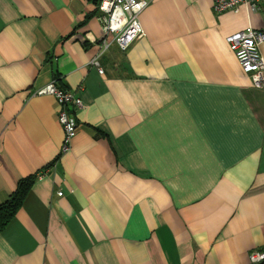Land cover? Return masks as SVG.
Instances as JSON below:
<instances>
[{
	"label": "crops",
	"instance_id": "obj_1",
	"mask_svg": "<svg viewBox=\"0 0 264 264\" xmlns=\"http://www.w3.org/2000/svg\"><path fill=\"white\" fill-rule=\"evenodd\" d=\"M146 1L144 38L126 52L110 38L100 58L98 0H0V206L48 171L0 231V264H251L264 250V91L226 42L264 31V5ZM51 82L82 103L66 153L56 99L35 94Z\"/></svg>",
	"mask_w": 264,
	"mask_h": 264
},
{
	"label": "built area",
	"instance_id": "obj_2",
	"mask_svg": "<svg viewBox=\"0 0 264 264\" xmlns=\"http://www.w3.org/2000/svg\"><path fill=\"white\" fill-rule=\"evenodd\" d=\"M148 4L149 2L146 0H101L98 11L106 36L102 41L100 58L109 49L110 38L124 52L128 51L135 42L144 38L145 33L139 17ZM263 5L264 0H213V10L216 14L239 13L242 6L250 8L253 12H258ZM226 42L236 55L243 71L251 77L254 87L264 91V57L260 50L264 43V31L248 27L243 31L229 35ZM99 57L95 59H99ZM93 64L99 74H105L98 61ZM35 94L51 96L56 99L59 105L58 122L64 130L62 152L66 153L80 127L75 113L81 108V101L73 91L61 89L55 82L39 89ZM47 172L42 171L39 177L44 176ZM249 258L251 264L264 263V250L252 251Z\"/></svg>",
	"mask_w": 264,
	"mask_h": 264
},
{
	"label": "trees",
	"instance_id": "obj_3",
	"mask_svg": "<svg viewBox=\"0 0 264 264\" xmlns=\"http://www.w3.org/2000/svg\"><path fill=\"white\" fill-rule=\"evenodd\" d=\"M100 2L101 0H98L97 4L99 5ZM58 87L64 89L60 86ZM39 174L22 180L8 201L0 206V231H2L10 223V221L21 209L26 197L28 196V193L31 190V187L33 186L35 180L39 177Z\"/></svg>",
	"mask_w": 264,
	"mask_h": 264
},
{
	"label": "rangeland",
	"instance_id": "obj_4",
	"mask_svg": "<svg viewBox=\"0 0 264 264\" xmlns=\"http://www.w3.org/2000/svg\"><path fill=\"white\" fill-rule=\"evenodd\" d=\"M95 61H98L99 64H101L99 59H93V60H92V65H94L93 62H95ZM100 75H101V74H100ZM103 75H104V74H103ZM51 83H52V82H51ZM51 83H50V84H51ZM48 85H49V84H48ZM46 86H47V85H46ZM74 93H75V92H74ZM75 95H76V93H75ZM76 97H77V96H76ZM81 108H82V106H81ZM81 108H80V109H81ZM75 136H76V135H75ZM72 140H73V139H72ZM71 144H72V142H71Z\"/></svg>",
	"mask_w": 264,
	"mask_h": 264
}]
</instances>
